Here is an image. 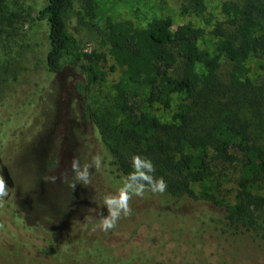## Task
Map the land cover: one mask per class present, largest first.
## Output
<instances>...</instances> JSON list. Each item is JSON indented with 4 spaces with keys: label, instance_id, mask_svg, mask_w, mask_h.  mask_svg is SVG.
<instances>
[{
    "label": "trees",
    "instance_id": "16d2710c",
    "mask_svg": "<svg viewBox=\"0 0 264 264\" xmlns=\"http://www.w3.org/2000/svg\"><path fill=\"white\" fill-rule=\"evenodd\" d=\"M46 1L38 13L48 26L45 69L57 74L67 65L80 73L76 89L106 148L104 161L94 163L96 193L88 215L112 220L108 234L118 240L22 228L21 253L7 262V243L16 239L0 221V264H16L34 250L52 264H154L149 260L159 255L160 264H264V248L257 247L264 246V71L254 83L246 66L250 57L264 60V0L220 2L225 20L210 31L212 55L200 48L191 23L175 25L165 16L136 26L107 16L100 25L93 0H81L82 10L75 0ZM189 10L205 13L206 0H187L181 13ZM84 14L108 45L107 54L84 50L70 31V20L79 22ZM221 58L230 64L224 79ZM197 64L205 72L196 73ZM107 70L120 71L117 92L95 103L87 93L106 80ZM179 94L185 96L171 121H159L154 105L171 110L172 96ZM17 140V124L1 121L0 154ZM218 165L237 166L232 203L218 198ZM198 183L196 194L191 184ZM199 202L223 207L224 215L188 213ZM231 241L254 245L257 253L241 260Z\"/></svg>",
    "mask_w": 264,
    "mask_h": 264
},
{
    "label": "rangeland",
    "instance_id": "374dc122",
    "mask_svg": "<svg viewBox=\"0 0 264 264\" xmlns=\"http://www.w3.org/2000/svg\"><path fill=\"white\" fill-rule=\"evenodd\" d=\"M93 1L100 25L107 16L133 22L136 26H144L152 17L165 16H169L175 25L191 23L200 33V48L211 55L215 52V39L210 31L216 23L225 20L219 10L220 2L224 0H206L207 10L203 14L191 10L182 14L181 6H187V0ZM46 3V0H0V122L14 121L18 131V140L12 144L14 148L0 154V221L7 224L16 239L14 243H7L10 252L7 262L21 253L22 228L40 227L83 239L109 235L107 229L112 222L97 221L88 215L91 199L96 193L94 163L104 161L106 148L89 121L83 97L76 89V84L82 81L80 73L67 65L57 74L45 69L44 60L49 50L48 26L38 19V13ZM74 5L76 10L83 8L81 0H75ZM69 29L77 34L84 50L107 54L108 45L92 28L87 14L79 22L72 18ZM226 30L231 31L228 27ZM246 66L250 68V80L257 83L264 71V60L250 57ZM194 70L198 74L205 72L199 64ZM229 70L230 64L221 58L219 73L222 79ZM119 73L108 71L106 80L89 90L87 94L93 102L100 103L105 97L116 94ZM184 96H172L171 110L154 105L159 121L170 122L176 103ZM214 169L215 175L221 176V181L219 178L216 181L222 183L218 198L224 203H232L237 166L218 165ZM191 187L196 194L200 193L199 183L191 184ZM147 209L149 207L143 211ZM188 213L219 219L224 215V209L199 202ZM109 236L112 243L118 240L114 234ZM134 239H143L142 230ZM232 245V251L241 260L257 253L254 245L242 241ZM257 247L264 248L263 245ZM160 260L161 255L152 256L149 262L160 264ZM16 264L52 263L43 260L34 250Z\"/></svg>",
    "mask_w": 264,
    "mask_h": 264
}]
</instances>
